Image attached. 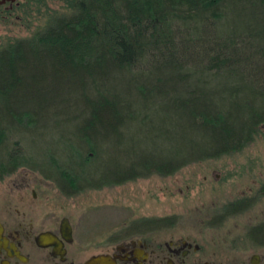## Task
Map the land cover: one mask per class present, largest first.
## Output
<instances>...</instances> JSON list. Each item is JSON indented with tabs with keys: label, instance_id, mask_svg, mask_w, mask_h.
<instances>
[{
	"label": "trees",
	"instance_id": "obj_1",
	"mask_svg": "<svg viewBox=\"0 0 264 264\" xmlns=\"http://www.w3.org/2000/svg\"><path fill=\"white\" fill-rule=\"evenodd\" d=\"M12 6L42 24L0 47V171L71 196L240 151L264 124V0Z\"/></svg>",
	"mask_w": 264,
	"mask_h": 264
},
{
	"label": "rangeland",
	"instance_id": "obj_2",
	"mask_svg": "<svg viewBox=\"0 0 264 264\" xmlns=\"http://www.w3.org/2000/svg\"><path fill=\"white\" fill-rule=\"evenodd\" d=\"M8 1L1 0L4 11L10 8ZM14 1L18 5L24 0ZM2 11L0 47L10 39L28 37L42 24L34 14L23 22L16 13L7 20ZM238 29L242 32L241 24ZM147 131L150 129L141 132L150 138ZM47 140L38 137L32 145L40 151ZM112 155L114 160L122 157L114 151ZM13 181L9 185L19 187L21 198L31 200L30 190L36 191L37 205L44 212L74 218L81 233L103 236L107 245L117 239L124 241L134 225L163 220L173 226L145 237L159 244L170 237H189L202 250L223 251L221 261L232 257L237 264L254 252L256 231L264 228V195L259 192L264 185V124L242 150L191 163L169 176L152 173L71 196L33 171L19 169Z\"/></svg>",
	"mask_w": 264,
	"mask_h": 264
},
{
	"label": "flooded vegetation",
	"instance_id": "obj_3",
	"mask_svg": "<svg viewBox=\"0 0 264 264\" xmlns=\"http://www.w3.org/2000/svg\"><path fill=\"white\" fill-rule=\"evenodd\" d=\"M12 5L16 2L8 1L9 9ZM4 6L0 0V7ZM11 166L0 171V264H236L232 257L231 261H221L223 251L202 250L189 237H170L161 244L145 237L173 226L163 220L134 225L124 241L117 239L107 245L103 236L94 238L81 233L74 218L44 212L37 205L36 191L30 190L31 200L21 198L19 187L9 185L19 169L36 172L46 179L28 167ZM260 236L254 252L237 264H264L261 227Z\"/></svg>",
	"mask_w": 264,
	"mask_h": 264
},
{
	"label": "water",
	"instance_id": "obj_4",
	"mask_svg": "<svg viewBox=\"0 0 264 264\" xmlns=\"http://www.w3.org/2000/svg\"><path fill=\"white\" fill-rule=\"evenodd\" d=\"M11 2H13L14 0H10Z\"/></svg>",
	"mask_w": 264,
	"mask_h": 264
}]
</instances>
